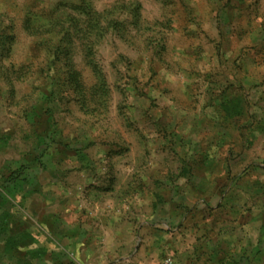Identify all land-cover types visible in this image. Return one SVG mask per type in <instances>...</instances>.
<instances>
[{
  "label": "rangeland",
  "instance_id": "rangeland-1",
  "mask_svg": "<svg viewBox=\"0 0 264 264\" xmlns=\"http://www.w3.org/2000/svg\"><path fill=\"white\" fill-rule=\"evenodd\" d=\"M208 184L264 206V0H0V264L45 201L186 211Z\"/></svg>",
  "mask_w": 264,
  "mask_h": 264
},
{
  "label": "crops",
  "instance_id": "crops-1",
  "mask_svg": "<svg viewBox=\"0 0 264 264\" xmlns=\"http://www.w3.org/2000/svg\"><path fill=\"white\" fill-rule=\"evenodd\" d=\"M197 188L218 201L187 212L172 203H107L89 215L77 202L38 204L20 215L36 228L20 264H263L264 206L253 208L252 185L224 188L237 197H222L211 184Z\"/></svg>",
  "mask_w": 264,
  "mask_h": 264
},
{
  "label": "built area",
  "instance_id": "built-area-1",
  "mask_svg": "<svg viewBox=\"0 0 264 264\" xmlns=\"http://www.w3.org/2000/svg\"><path fill=\"white\" fill-rule=\"evenodd\" d=\"M161 264H172V259L171 258H165Z\"/></svg>",
  "mask_w": 264,
  "mask_h": 264
}]
</instances>
